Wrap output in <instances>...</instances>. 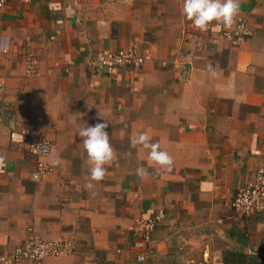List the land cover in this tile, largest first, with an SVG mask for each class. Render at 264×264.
Segmentation results:
<instances>
[{
    "label": "crops",
    "instance_id": "0c3cea01",
    "mask_svg": "<svg viewBox=\"0 0 264 264\" xmlns=\"http://www.w3.org/2000/svg\"><path fill=\"white\" fill-rule=\"evenodd\" d=\"M0 3V258L34 235L75 246L42 264H140L146 245L130 229L144 216L155 223L144 264H264V214L230 206L264 169V0H240L249 34L237 44L222 38L235 23L195 30L183 0ZM133 45L151 57L139 68L89 64ZM26 50L38 77L24 73ZM97 122L115 154L98 182L77 135ZM26 131L50 142L42 180ZM140 132L170 168L130 145Z\"/></svg>",
    "mask_w": 264,
    "mask_h": 264
},
{
    "label": "built area",
    "instance_id": "2783aa9c",
    "mask_svg": "<svg viewBox=\"0 0 264 264\" xmlns=\"http://www.w3.org/2000/svg\"><path fill=\"white\" fill-rule=\"evenodd\" d=\"M1 6V3H0ZM249 31L247 25L242 19H238L233 28L224 30L222 38L226 41L237 44L243 42L248 36ZM30 47V44L28 45ZM5 53V51L3 50ZM149 54H142L138 48L133 45L118 51H105L97 61L90 62V66H94L99 70L111 72L116 68H139L147 61H150ZM24 73L27 77L33 78L40 75L39 62L36 60L29 50L24 55ZM29 142V152L37 161L35 164V176L42 180L52 172V167L44 161L50 155V142L33 132H21ZM231 209L235 216L239 218H248L255 215L264 214V169L258 168L254 176V180L239 188L231 201ZM154 220L148 217L140 216L134 219L131 227V233L139 238L146 245V254L151 253L150 237L154 230ZM75 246L71 240L57 239L55 241H42L36 236L31 235L26 242L16 248L11 254H7L0 258V264H42L44 260L50 257L61 258L74 254ZM139 253L136 256V262L144 264L147 256ZM143 257L142 261L138 257Z\"/></svg>",
    "mask_w": 264,
    "mask_h": 264
},
{
    "label": "clouds",
    "instance_id": "9594fccd",
    "mask_svg": "<svg viewBox=\"0 0 264 264\" xmlns=\"http://www.w3.org/2000/svg\"><path fill=\"white\" fill-rule=\"evenodd\" d=\"M180 11L183 18L190 21L195 30L207 31L213 21L224 28H231L240 12V0H183ZM107 127L106 122H97L93 126L84 124V127L77 132L89 165L91 181H101L106 172L104 166L115 158L114 150L109 143V135L105 131ZM130 145L133 147L141 145L149 149L148 157L155 165L167 168L172 166L171 156L166 151L160 150L159 143L150 142L144 132L131 137ZM4 161L5 158L0 156V166L4 164ZM50 163L55 166L57 160L52 159ZM38 178V176L34 177V179ZM86 187L92 189L94 185L88 183ZM137 259L142 261L144 258L141 256Z\"/></svg>",
    "mask_w": 264,
    "mask_h": 264
}]
</instances>
